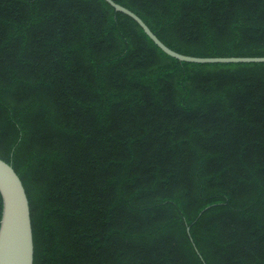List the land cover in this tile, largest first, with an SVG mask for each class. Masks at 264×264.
Returning <instances> with one entry per match:
<instances>
[{
  "label": "trees",
  "instance_id": "obj_1",
  "mask_svg": "<svg viewBox=\"0 0 264 264\" xmlns=\"http://www.w3.org/2000/svg\"><path fill=\"white\" fill-rule=\"evenodd\" d=\"M114 1L181 54L264 57V0ZM0 158L34 264H264V62L181 61L106 0H0Z\"/></svg>",
  "mask_w": 264,
  "mask_h": 264
},
{
  "label": "water",
  "instance_id": "obj_2",
  "mask_svg": "<svg viewBox=\"0 0 264 264\" xmlns=\"http://www.w3.org/2000/svg\"><path fill=\"white\" fill-rule=\"evenodd\" d=\"M118 12L129 15L168 55L192 63H255L264 57H196L181 54L165 45L132 10L106 0ZM0 193L3 212L0 222V264H34V236L31 209L23 182L13 166L0 158Z\"/></svg>",
  "mask_w": 264,
  "mask_h": 264
}]
</instances>
